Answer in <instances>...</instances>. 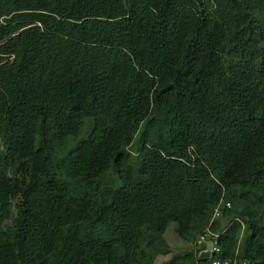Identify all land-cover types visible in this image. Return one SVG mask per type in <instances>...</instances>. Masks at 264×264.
<instances>
[{
    "label": "trees",
    "instance_id": "trees-1",
    "mask_svg": "<svg viewBox=\"0 0 264 264\" xmlns=\"http://www.w3.org/2000/svg\"><path fill=\"white\" fill-rule=\"evenodd\" d=\"M171 224L169 264H264V0H0V264H155Z\"/></svg>",
    "mask_w": 264,
    "mask_h": 264
},
{
    "label": "rangeland",
    "instance_id": "rangeland-1",
    "mask_svg": "<svg viewBox=\"0 0 264 264\" xmlns=\"http://www.w3.org/2000/svg\"><path fill=\"white\" fill-rule=\"evenodd\" d=\"M242 204L248 207H252V205L245 200L242 201ZM176 229H177V225L171 224V226L169 227V229L167 230L165 234V238L168 243V248L171 254L168 256H159L155 264H169L171 260L173 259L174 255L181 253V252H185L189 250L190 248H193L194 246L193 243H187V242H184L178 239V236L176 235V233H174V232H177Z\"/></svg>",
    "mask_w": 264,
    "mask_h": 264
},
{
    "label": "built area",
    "instance_id": "built-area-1",
    "mask_svg": "<svg viewBox=\"0 0 264 264\" xmlns=\"http://www.w3.org/2000/svg\"><path fill=\"white\" fill-rule=\"evenodd\" d=\"M228 206H229V204H228ZM215 214H216V216L219 215V210L218 209L216 210ZM205 239H206L205 236H201L200 239L198 240V244L199 245L202 244ZM214 243L215 244L212 245L210 248L204 249L203 251H201L199 253V256H200V254L203 253V252H206L208 250L211 251V257H210V259L207 262H201L199 264H240L237 261H234L233 263H231L229 261L223 262V261H220V260H212V258L214 257V255H216L217 253L220 252V249L217 247V243L216 242H214ZM241 264H247V263L246 262H242Z\"/></svg>",
    "mask_w": 264,
    "mask_h": 264
},
{
    "label": "water",
    "instance_id": "water-1",
    "mask_svg": "<svg viewBox=\"0 0 264 264\" xmlns=\"http://www.w3.org/2000/svg\"><path fill=\"white\" fill-rule=\"evenodd\" d=\"M211 257V251L208 250L206 252H203L199 256V262H207Z\"/></svg>",
    "mask_w": 264,
    "mask_h": 264
}]
</instances>
